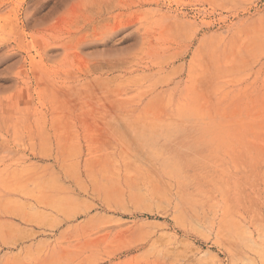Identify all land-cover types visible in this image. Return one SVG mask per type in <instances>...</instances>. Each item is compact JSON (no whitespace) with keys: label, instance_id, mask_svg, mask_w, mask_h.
Masks as SVG:
<instances>
[{"label":"rangeland","instance_id":"obj_1","mask_svg":"<svg viewBox=\"0 0 264 264\" xmlns=\"http://www.w3.org/2000/svg\"><path fill=\"white\" fill-rule=\"evenodd\" d=\"M0 264H264V0H0Z\"/></svg>","mask_w":264,"mask_h":264}]
</instances>
